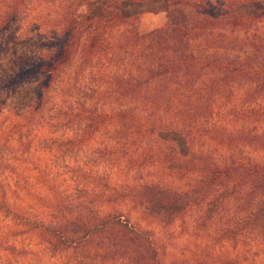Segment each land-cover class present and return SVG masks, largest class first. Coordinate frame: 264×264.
<instances>
[{"label":"trees","instance_id":"obj_1","mask_svg":"<svg viewBox=\"0 0 264 264\" xmlns=\"http://www.w3.org/2000/svg\"><path fill=\"white\" fill-rule=\"evenodd\" d=\"M139 1L0 0V264H264V1Z\"/></svg>","mask_w":264,"mask_h":264},{"label":"rangeland","instance_id":"obj_2","mask_svg":"<svg viewBox=\"0 0 264 264\" xmlns=\"http://www.w3.org/2000/svg\"><path fill=\"white\" fill-rule=\"evenodd\" d=\"M263 1L264 0H254L242 4L237 8V12L243 14H253V12L257 10V8H259L258 5H262ZM121 5H122L121 9L125 14H130L131 11L137 12V15L133 17V22L135 23L137 29L142 32L150 30L151 28L159 25L164 19V3L162 0H142L137 3H131V4H128V2H122ZM16 26H17V20H12L11 24H9L7 28H5L4 38L8 39L9 45L8 47H6V49L3 50L4 52L2 56L9 54L14 49H17V51H23L24 48L26 50L23 53H25L27 56H33V53L31 51L30 52L28 51L29 50L28 46L30 45L28 44L29 40H27V34L25 33V31L19 32L20 34L16 33L15 35H12V32H14ZM25 28L26 26L23 27V30ZM2 34L0 38L2 37ZM11 68L12 67L4 64L3 61L0 62V74H3L4 72H8ZM64 85L62 87H59L58 91L55 88L53 89L52 87L47 100L49 104L46 103L45 109H47L46 107L49 106L50 103H52L53 105H56L59 102H61L62 104L64 103L63 96H64V91H66V87H64ZM27 89L28 88L26 87L21 88L17 97H15L14 95L11 97L10 96L7 97L5 105L3 106L4 110L5 109L9 110L12 107L19 109L22 106L23 101L26 99L25 93L27 92ZM99 107L105 108L106 104L99 105ZM52 108L48 110H52ZM132 216H138V214L136 213L133 214ZM138 222L141 227L151 228L160 237L171 238V236L175 234L174 231H176V229H173L174 226L169 224H167V226H162L159 223L146 224L143 220L142 222H140V219ZM174 242H179V238L170 239V240L168 239L166 245L170 247L172 244H174Z\"/></svg>","mask_w":264,"mask_h":264}]
</instances>
